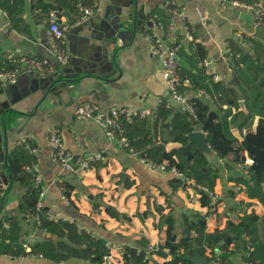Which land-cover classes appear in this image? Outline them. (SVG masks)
Wrapping results in <instances>:
<instances>
[{"label":"crops","instance_id":"obj_1","mask_svg":"<svg viewBox=\"0 0 264 264\" xmlns=\"http://www.w3.org/2000/svg\"><path fill=\"white\" fill-rule=\"evenodd\" d=\"M23 1L22 17L30 36L11 27L0 9V54L8 62L17 64L23 57L50 58L46 15L37 8L36 0ZM175 8L192 24L193 41L201 44L205 51L201 62L183 55L178 56V61L185 65L187 61L197 64L212 79L217 75L215 82L235 84L232 58L238 57L239 50L249 54L264 50V26L250 10L240 6L233 7L218 0H104L94 16L70 27L67 32L66 72L71 77L86 74L82 79L59 90L60 83L49 84L44 77L35 75L34 70L22 66L15 83L4 86L0 83V158L4 157L0 162V222L3 225L11 213H16L27 190L11 182L6 166L9 152L24 141L34 149L31 153L36 161L32 170L40 175L43 188L40 206L47 210L50 218L74 222L78 230L104 239L113 264H124L125 258H119L118 250L126 246L140 247L138 242L143 238L148 239L154 250L164 244L171 232L176 233L178 240L181 232L187 233L183 215L207 212L208 208L200 204V188L193 180H186V185L173 189L169 181L181 176L170 170L152 168L117 138H108L95 121L79 119L74 113L78 104L93 102L103 113L111 107H126L133 112L147 109L146 117L154 114L162 100L166 101L167 108H172L171 116L180 111V104L169 94L161 61L150 52L149 39L150 35L157 36L164 48H168L183 37L182 17L174 12ZM158 9L169 16L172 25L169 22L168 29L162 28ZM54 12L59 23H69L77 17L67 8L58 7ZM202 16L207 18L205 25L201 23ZM193 41L182 44L189 55ZM87 73H96L99 78L88 77ZM184 89L196 96V89L190 86ZM201 98L218 112L228 108L219 94ZM238 103L237 108L231 107V112L247 113L244 100L239 98ZM6 110L10 111L5 114ZM258 119L254 117L252 130ZM7 120L10 122L4 138L2 123ZM53 129L59 130L64 148L73 153L76 161L96 154H102L104 159L93 162L80 174L62 169L53 157L54 148L49 141ZM230 131L240 141L246 128L232 126ZM178 146L179 143L169 140L165 149ZM206 152L218 173L213 187L218 202L206 216L207 231L223 229L229 219L244 212L263 213V205L257 199L248 198L241 190L243 186L230 179L247 174L246 171L240 170L230 157L218 158L210 147ZM243 155L248 157L246 152ZM168 213L173 217V229L161 222V216ZM19 237L26 251L47 237L59 239L36 227L32 219L21 222ZM148 250V264H158L171 257L155 252L148 254ZM209 252L207 249V256ZM220 254L218 251L215 256ZM40 255L30 253L15 257L0 251V264H91L75 257L53 262ZM229 262L243 264V255L233 252ZM205 264L213 263L206 260Z\"/></svg>","mask_w":264,"mask_h":264},{"label":"trees","instance_id":"obj_2","mask_svg":"<svg viewBox=\"0 0 264 264\" xmlns=\"http://www.w3.org/2000/svg\"><path fill=\"white\" fill-rule=\"evenodd\" d=\"M90 0H36L37 8L44 15L55 11L58 7L67 8L78 15L79 4H90ZM23 0H0V9L6 14L11 27L20 34L30 36L22 13ZM159 13V21L163 29H168L169 16L165 12ZM150 17V16H149ZM264 21V17L262 19ZM177 40L171 47H176ZM191 42V41H190ZM193 45V48L191 47ZM191 54L184 51L180 45L176 53L179 58H194L196 62L202 61L204 48L196 41L191 43ZM264 50L259 53L249 54L239 50L238 57L233 56V71L235 72L234 85L215 82L212 76L203 73L197 64L187 61H178V73L181 78L189 80L192 89H203L211 95H220V98L228 104V108L222 112L212 109L206 100L193 96L190 103L198 129L205 133L206 141L218 158H231V162L239 165L240 170L247 174H238L230 177L248 198L257 199L264 207ZM18 64L8 62L0 54V72L14 69ZM202 68V67H201ZM195 69V71H193ZM184 87V86H183ZM186 87V86H185ZM239 98L244 100L247 113L242 110L231 112V107H238ZM162 100L151 116H134L129 122L123 114L117 118L119 128H115L116 138L125 137L128 149L132 148L135 153L147 163L165 164L167 170L172 167L182 173L181 177H173L169 183L173 189L186 185V180H193L200 186L198 190L200 204L208 208L202 213L193 211L190 215H183V224L187 233L181 232L176 240V233L171 232L165 238L164 244L155 252L163 257L168 254L170 259L158 264H193L191 257L199 254L206 257L209 249L211 257L220 251L221 264H230L229 257L233 252H240L246 264H264V211L261 214L251 211L237 215L229 219L223 229H215L212 232L206 229V216L210 211V193L218 177L217 169L210 162L207 152L190 140L189 134L195 129L194 122L184 114L177 111L171 116L172 108L165 106ZM10 110H6L5 114ZM258 116L256 128L252 130L254 117ZM10 120L5 121V125ZM232 126L239 129L246 128L242 140H238L230 131ZM159 136V137H158ZM172 140L180 144L170 150L165 149L167 141ZM32 144L28 141L21 142L13 148L7 156V172L11 182H17L27 190L19 201L16 213H11L6 218L5 224L0 222V251L10 256H25L27 254H41L44 258L59 262L75 257L89 261L91 264H100L103 256L107 255L108 247L105 240L96 238L90 233L78 230L74 222L59 218L54 220L49 217L47 210L40 206L37 209L41 186L35 184V171L32 164L36 161L31 153ZM246 152L252 158L253 163L245 164ZM93 162L91 161L90 165ZM29 167V168H28ZM28 168V169H27ZM38 216L36 227L44 229L59 239L50 237L32 244L29 251L24 248L21 233V222L29 220L32 215ZM161 222L174 228L171 213L161 216ZM140 247L126 246L123 251L128 260L124 264H148L147 255L148 239L138 242ZM232 245V247H231ZM167 249V252H163Z\"/></svg>","mask_w":264,"mask_h":264},{"label":"built area","instance_id":"obj_3","mask_svg":"<svg viewBox=\"0 0 264 264\" xmlns=\"http://www.w3.org/2000/svg\"><path fill=\"white\" fill-rule=\"evenodd\" d=\"M90 4H79L78 15L74 21L69 23H59L56 19V13L54 11H50L46 14V19L48 22V32L50 34L49 37V57H23L20 64L16 66L14 69L0 72V83L2 86L8 83H15L16 77L24 66H29L35 73L40 77H50L59 72L61 66H63L68 61V54L65 48V40L67 36V32L70 27L74 25H81L82 23L88 21L92 16L96 14V12L100 9L101 4L104 0H90ZM221 3H229L233 7L240 6L245 9L250 10L255 19L259 22L261 26H264V21L262 20L264 17V1H254V2H242L240 0H218ZM168 4V3H167ZM169 5H167L168 7ZM177 15L182 17V32L183 37L179 39L178 45L176 47H168L164 48L162 41L159 37L150 35V52L155 55L162 63V66L166 73V85L171 95V98L177 101L180 106L187 110L190 114H193V107L190 103L191 95L188 94V90L184 89L185 86H189V80L187 78H181L178 73V55L176 53L178 47L185 42H190L195 40L193 32L194 27L192 24L182 15V13L176 8L173 9ZM207 22L206 16L201 17V23L205 25ZM170 25L171 22H170ZM177 56V57H176ZM207 64V61L204 60V65ZM23 66V67H22ZM218 76L213 75V80H217ZM184 86V87H183ZM196 96H208L209 94L205 92L203 89H196ZM75 116L79 119L83 120H93L98 125H100L108 138L116 139L115 136V128H119V123L117 118L120 114H123L129 122L136 115L144 116L149 114V110H141L139 112H133L126 107H111L107 109L104 113L100 111L99 106L93 102H82L78 104L75 109ZM117 140L121 143L127 145V139L125 137H120ZM49 141L52 144L54 151L53 157L60 164L61 168L64 170H68L77 174L82 173L90 166L91 161H102L104 159L102 154L90 155L86 158L81 159L80 161H76L74 159L73 153L69 150L65 149L63 146L62 138L58 129H53L49 135ZM33 151L34 149L31 148ZM130 151L133 154H136L132 148ZM143 160V159H142ZM144 161V160H143ZM253 163L252 158L246 157L245 164ZM152 168H158L161 170H167L165 164H153L148 163ZM34 168V167H32ZM175 175L182 176V173L177 171L176 168L172 167L169 169ZM34 182L37 185L41 186V178L40 175L35 173ZM198 186V185H197ZM200 188V186H198ZM43 195V188L39 193V200L37 202V209L40 208V196ZM211 201H210V210H213L217 206L218 196L214 192L210 193ZM86 198V196H84ZM191 202H194L195 199H191ZM30 219L35 221V224L38 223V216L32 215ZM148 249H151V246L148 245ZM124 251L118 250L117 254L119 258L122 260L124 258ZM41 256V255H40ZM211 262L213 264H221V260L218 256L211 257ZM100 264H113V259L110 254L103 256L102 262ZM243 264H246L245 262Z\"/></svg>","mask_w":264,"mask_h":264},{"label":"water","instance_id":"obj_4","mask_svg":"<svg viewBox=\"0 0 264 264\" xmlns=\"http://www.w3.org/2000/svg\"><path fill=\"white\" fill-rule=\"evenodd\" d=\"M148 24H150V22H148ZM134 29H135V26H134ZM134 29H133V32H134ZM66 66H67V63H65L63 66L60 67L59 72L57 74H55L53 76H50V77H46L45 78L46 81L49 82V84H52V85L60 83V86H58V88H59V90H61L63 86H67V85H70L72 83H76L80 79L83 78V75L84 76L86 75V74H80L79 76L71 77L66 72ZM35 75H37V74H35ZM87 76L88 77L99 78V75L96 74V73H94V74H88L87 73ZM38 77H40V76H38ZM179 110L183 111L184 114H186L190 118V120L192 122H194L195 129L189 134L190 140H194L199 145V147L201 149H203L204 151H207L209 149V145H208V143L206 141L205 133L202 130L198 129V127H196L197 124H196V121H195L196 120L195 116L193 114H190L187 110L183 109L182 107H180ZM2 130H3V133H4L3 137L6 138V133H5L6 132V125H5L4 122L2 123ZM5 149H6V146H5ZM2 160H4V157L0 158V162ZM123 256H124L125 260H128V256H127L126 253H124ZM191 260L193 261V264H205L207 259L205 257L200 256L197 253V254H195L194 256L191 257Z\"/></svg>","mask_w":264,"mask_h":264}]
</instances>
